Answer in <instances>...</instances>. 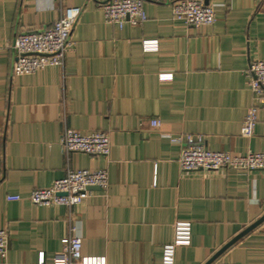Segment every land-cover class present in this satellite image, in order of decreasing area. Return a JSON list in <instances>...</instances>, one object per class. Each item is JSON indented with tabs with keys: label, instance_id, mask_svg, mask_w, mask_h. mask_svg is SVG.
Listing matches in <instances>:
<instances>
[{
	"label": "crops",
	"instance_id": "0c3cea01",
	"mask_svg": "<svg viewBox=\"0 0 264 264\" xmlns=\"http://www.w3.org/2000/svg\"><path fill=\"white\" fill-rule=\"evenodd\" d=\"M208 3L210 25L174 18L167 0L145 2L147 20L120 27L94 0H0V264H52L72 234L106 264H164L180 221L191 237L174 264H206L264 216V169L184 171L172 140L193 134L211 150L264 152V99L253 134L241 132L256 101L248 67L264 60V0ZM67 6L82 12L64 65L15 74L16 36L50 26ZM143 40L158 49L144 50ZM66 128L107 132L110 155H66ZM69 168L106 169L108 185L72 206L29 200ZM217 261L264 264V221Z\"/></svg>",
	"mask_w": 264,
	"mask_h": 264
},
{
	"label": "built area",
	"instance_id": "2783aa9c",
	"mask_svg": "<svg viewBox=\"0 0 264 264\" xmlns=\"http://www.w3.org/2000/svg\"><path fill=\"white\" fill-rule=\"evenodd\" d=\"M103 10L108 23L122 27L125 23L142 24L148 18L145 2H163L167 0H94ZM174 18L189 25H210L216 20L215 11L206 0H170ZM80 6H67L60 11L58 19L50 26L19 33L14 42L16 59L13 64L15 74H29L49 65L63 66L66 54L73 48L72 31L79 15ZM144 50H157V40H143ZM251 76L250 85L256 99L245 116L242 134L251 136L257 122L258 101L264 99V60H253L248 67ZM159 126V120L151 121ZM172 140L182 144L179 164L182 170H217L222 167L235 169H264V152H248L246 155H233L227 151L211 150L204 144L200 135L184 134ZM61 145L66 155L71 152H84L90 155L108 157L111 152V140L107 132L97 130L82 133L66 128L61 137ZM108 185L106 169H71L65 176L55 180L49 187L35 188L29 200L37 205L80 204L90 194V188ZM9 200H19L20 195H9ZM191 237V223L177 222L175 238L164 248V264H174L175 249L179 244L188 243ZM82 238L72 234L62 256L52 264H106L105 258L86 256L82 252ZM7 252V232L0 229V254ZM212 264H240L217 261Z\"/></svg>",
	"mask_w": 264,
	"mask_h": 264
},
{
	"label": "water",
	"instance_id": "95a60500",
	"mask_svg": "<svg viewBox=\"0 0 264 264\" xmlns=\"http://www.w3.org/2000/svg\"><path fill=\"white\" fill-rule=\"evenodd\" d=\"M206 3H208V0H206ZM264 221V216H262L259 220H257L255 223H253L251 226L246 228L241 234H239L236 238L231 240L228 244H226L221 250H219L206 264H210L213 260L216 259V257L223 251L225 250L230 244H232L238 237H240L242 234H244L246 231L252 229L253 227L259 225Z\"/></svg>",
	"mask_w": 264,
	"mask_h": 264
}]
</instances>
